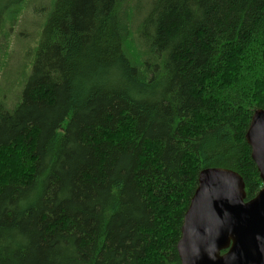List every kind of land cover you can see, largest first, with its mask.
<instances>
[{
    "label": "trees",
    "instance_id": "1",
    "mask_svg": "<svg viewBox=\"0 0 264 264\" xmlns=\"http://www.w3.org/2000/svg\"><path fill=\"white\" fill-rule=\"evenodd\" d=\"M28 0H0V75ZM7 24L11 27L7 31ZM0 83V264H181L206 168L263 187L264 0H53L29 76Z\"/></svg>",
    "mask_w": 264,
    "mask_h": 264
},
{
    "label": "water",
    "instance_id": "2",
    "mask_svg": "<svg viewBox=\"0 0 264 264\" xmlns=\"http://www.w3.org/2000/svg\"><path fill=\"white\" fill-rule=\"evenodd\" d=\"M245 139L263 188L246 201L241 175L203 169L177 244L181 264H264V109L254 112Z\"/></svg>",
    "mask_w": 264,
    "mask_h": 264
},
{
    "label": "rangeland",
    "instance_id": "3",
    "mask_svg": "<svg viewBox=\"0 0 264 264\" xmlns=\"http://www.w3.org/2000/svg\"><path fill=\"white\" fill-rule=\"evenodd\" d=\"M53 0H28L17 25L9 34L10 54L5 70L0 75L1 87L7 98L32 70L43 28L48 19ZM11 25L7 24V31Z\"/></svg>",
    "mask_w": 264,
    "mask_h": 264
}]
</instances>
